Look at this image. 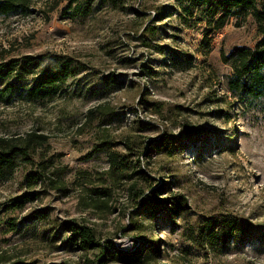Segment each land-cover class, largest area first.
<instances>
[{"label":"rangeland","instance_id":"374dc122","mask_svg":"<svg viewBox=\"0 0 264 264\" xmlns=\"http://www.w3.org/2000/svg\"><path fill=\"white\" fill-rule=\"evenodd\" d=\"M68 2L33 0L0 17V87L13 89L0 103V138H45L0 182V264H123L114 251L140 248L133 264H264V98L230 92L221 60L254 45L252 19H231L208 49L203 28L180 24L175 0ZM53 55L73 76L54 96L27 100L21 93ZM39 57L30 74L5 70ZM165 136L179 144L139 163L131 156L126 173L111 169L109 151ZM160 184L157 201L187 200L176 223L139 206L137 193ZM65 221L93 229L99 247L78 250ZM225 223L243 233L221 244Z\"/></svg>","mask_w":264,"mask_h":264},{"label":"trees","instance_id":"16d2710c","mask_svg":"<svg viewBox=\"0 0 264 264\" xmlns=\"http://www.w3.org/2000/svg\"><path fill=\"white\" fill-rule=\"evenodd\" d=\"M80 0H69L66 9L77 7ZM94 0H88V4ZM113 1V0H110ZM177 3L176 18L185 29L203 28V42L209 49V36L213 33H220L231 19L236 20V26L239 27L247 18H251L255 25L257 40L252 47L237 46L233 47L226 56L221 52V60L224 64H229L232 70L230 79L228 80V90L237 95L251 97L252 99L264 98V0H175ZM33 0H0V17H9L19 13L27 12ZM146 32L148 30H145ZM44 57L29 60L19 66L17 63H11L5 66L6 71H10L9 75L17 71L18 74H30L28 67L39 68ZM4 68V67H2ZM14 71V72H13ZM74 69L69 62H63L56 58L55 55L50 57L47 68L41 70L32 85H30L21 95L27 100L36 102L45 100L57 93V90L64 86L68 78L73 76ZM9 75L7 76L9 79ZM1 77V76H0ZM7 79V80H8ZM13 89L8 84L0 87V103H4L9 98ZM90 112L89 114H91ZM45 138L35 133L27 134L19 139L0 138V182L10 180L16 173L20 164L29 160L30 155L34 152V145L43 144ZM178 141L173 137L165 136L156 140H148L145 143L132 141L125 145L127 154H119L109 151L107 153L109 164L114 172L122 174L130 170L128 159L136 156L137 162L139 158H152L158 154L167 152L173 145L177 146ZM143 146L147 147L144 148ZM137 150V151H135ZM142 174V171L137 172ZM149 177H142L147 182ZM38 178H30L33 184H36ZM150 195H144L141 191L137 193L136 198H140L139 206L141 208L154 209L159 212L167 213L173 223L178 219L181 213L188 209L187 200L182 195H173L171 197L156 200L160 197L166 185H161L152 189ZM133 188V187H132ZM19 202L17 204H22ZM16 204V206H17ZM33 216H30L32 218ZM45 218L43 215L39 216ZM225 223L222 230L216 232L218 241L225 243L230 237H235L236 233L242 234V228L238 225ZM61 229L70 233V240L76 244L78 250L86 251L94 250L99 247L96 233L93 229L84 225H78L72 221H65L61 224ZM153 242V241H152ZM151 242L150 248L153 252L159 251L158 244ZM109 248L112 243H109ZM143 249H138L131 253L124 251H114L118 261L123 264L138 263L144 256ZM101 264L104 261H100Z\"/></svg>","mask_w":264,"mask_h":264}]
</instances>
